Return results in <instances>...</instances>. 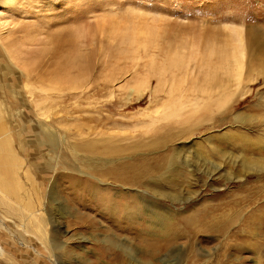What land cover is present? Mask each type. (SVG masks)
Segmentation results:
<instances>
[{
	"label": "rangeland",
	"instance_id": "1",
	"mask_svg": "<svg viewBox=\"0 0 264 264\" xmlns=\"http://www.w3.org/2000/svg\"><path fill=\"white\" fill-rule=\"evenodd\" d=\"M16 1L21 5L0 6V123L15 155L21 181L15 183L42 203L36 204L37 219L45 223L42 242L55 240L62 248L51 256L37 238V222L32 221L34 235L25 233L0 205V264H161L166 252L153 256L154 248L132 226H117L91 191L92 186H112L117 175L165 182L183 198L195 192L186 203H161L180 216L196 210L208 214L198 235L177 240L172 251H183L180 257L168 256L170 263L264 264L261 231L237 238L213 232L230 208L261 198L259 205L242 209L246 218L264 205V172L258 178V171L248 166L264 160V0ZM237 39L243 50L240 82L225 68H218L213 78L218 86L224 81L226 93H232L230 110H215L210 122L175 143L190 162L175 171L156 141L177 130L164 128L165 121H151L164 111L170 86L190 94L189 86L204 83L208 63L217 62L206 57L221 49L230 52ZM178 56L182 68L173 72L171 60ZM23 70L33 86L67 77L47 93L60 141L49 170L45 162L50 157L44 151L40 155L34 138L37 127L26 80L20 77L27 75ZM217 151L225 156L221 165ZM218 164L221 169L210 179L205 173ZM247 169L254 173L244 176ZM50 183L55 196L47 191ZM0 198L11 199L4 186ZM138 223L149 224L145 215ZM156 237L154 232L150 239ZM107 239L119 247H108ZM66 251L67 261L60 256Z\"/></svg>",
	"mask_w": 264,
	"mask_h": 264
},
{
	"label": "bare ground",
	"instance_id": "2",
	"mask_svg": "<svg viewBox=\"0 0 264 264\" xmlns=\"http://www.w3.org/2000/svg\"><path fill=\"white\" fill-rule=\"evenodd\" d=\"M4 5L18 7L21 4L16 0H0V6ZM150 36L153 37L154 35ZM132 38L134 37L132 36ZM239 40L237 41V44L234 43L230 52L225 49H221L217 52L211 53L210 56L206 57V60L212 58L217 59V62L215 61L214 65L212 64V62L208 63L209 66H207L208 70L204 76V83L198 86H189L191 89H189V91H191L190 94L181 91L178 85L173 84L172 86H170L168 89V99L166 100V102L168 103L165 106L164 111L161 113V116L156 117L151 121V124L158 122L159 120L165 121L164 128L177 130V132L175 133H169L161 138H157L156 141L157 146L163 149L165 148L166 157L173 163L175 171H177V168L181 166L189 167L190 164L189 157H183L180 154L182 152V148H174L175 143L187 140L190 135V131L192 132L194 130H197L201 127L202 124L210 122L211 114H213L215 110L223 109V112L225 113L230 110L231 103L233 102H230L229 98L233 96L232 93H226L227 86L225 87L226 84L224 81L220 80L223 86H218L217 79L214 80L213 78L217 76L216 71L218 70V68H225L227 70L225 74H231L232 76H234L235 81L240 82V76L242 74L241 71L243 68V50L240 46H238V43L240 44ZM173 58L174 59L171 60V68L173 72H175L182 68L183 58H180L179 56ZM23 71L27 75H20V77L26 80L25 92L28 103L32 106L33 113L31 115L32 118H34L33 120L36 123L37 127V132L35 133L34 138L37 141V145L39 147L38 152L40 153V155L44 151L45 155H48L50 157L48 158L49 160H46L45 162V168L49 170L51 168H54L55 166L54 155L60 148L58 146L60 145V141L58 140L57 135L52 128V124L54 125L51 113L52 106H50L52 105V102L49 105L46 104L47 101H50L51 97V95L47 93L54 91L55 88H53V86L56 85L54 83H60L59 81H66L67 77L64 74H61L53 78V80H49L47 86H45L47 82L45 83V85L42 84L39 86H33L31 85L33 83L29 82L28 80V76L30 73H27V70ZM262 72L264 74V69ZM179 74H182V72ZM172 79L173 81H175L176 79V76H174L173 74L171 75V80ZM181 80H183V77L181 78ZM238 98L239 97H237L236 99ZM223 100H225L228 105H225L223 103ZM215 112L221 113L219 110ZM1 118L2 117H0V120ZM214 126L215 125L212 124L209 127L212 128ZM5 132L6 131L4 125L0 123V186L5 187L6 192L11 197V199L8 200L5 198V200L0 198V205L5 207L6 214H9V216L14 217L16 220H19V222H21L19 223V227H21L23 232L25 233L34 235L35 230L32 221H34L35 224L37 222L38 228L40 230V236L37 235V238L41 243L42 240H44L42 231L45 223L43 220L37 219L36 204L38 203L41 205L42 203L39 200L40 198H38V201L35 202V200L33 201V199L27 197L28 195L26 196V186H22V183L20 185L15 183L20 180L18 178V174L16 175L15 172V169L17 170V167H15L16 165H13L14 161L16 163L15 155L12 152L10 141H8L5 136ZM181 144L182 143H180L179 145ZM86 149L87 148L84 147V150ZM86 151L91 152L92 149L88 148V150ZM216 156L220 160V165L223 164V159L225 158L224 154L217 151ZM233 160V162H235V159ZM220 165H212L211 168L213 170L205 173L206 176H209L211 179L215 175V173L221 169ZM248 166L250 168H255L258 172L254 173L250 171L251 169H247V171L243 173L244 176H249L251 175L250 173H254L258 176V178L263 177L261 175H258V173L264 172V160H258L256 163H251ZM25 174L27 182L30 183V186H33L32 183L34 181L28 173ZM241 177H239L238 180H241ZM144 178V175H117L114 178L112 186L109 185L110 187H89L91 188V191L95 194V196H98L99 199H97L96 201L100 200L103 209L106 210V212L111 213L113 217L118 220L117 226H119L120 228L124 224H127L130 227L132 226L131 229L137 233L139 239L147 242V244L154 248L155 251L153 250V256H155V254L158 255L161 252H166V256L160 258L161 264H164L165 262H168L165 264H172L168 261V256H179V252L183 251L182 249H179V251H172L173 248L176 249L175 244L176 246H178L176 243L177 240L189 233L194 236L198 235V232H201L200 229L203 228L202 221L208 214L205 215L203 212L196 210V212L194 211L189 216H180V214H178V212H176L174 209L170 210L169 208L161 205V203L165 200L172 203V205L174 203H186L187 201H189V199H192L195 192L188 193V196H186V198H183L180 197V193L178 194L171 191V189L165 182H152L151 180H144ZM11 180L15 184L13 183L11 185ZM5 183L7 186H5ZM53 187L54 185H51L50 183L47 191H49L51 195L55 196ZM82 188L84 189V185ZM260 200L261 198L257 197L252 198L247 202L245 201V206H243V208H249L253 205H257ZM12 201H14V204ZM243 208H230L229 212L232 215L230 216L229 214L225 216L226 218L224 219V221L222 219L224 223H220V225H218L213 232L216 234L227 235L229 238H237L240 235H249L250 237L255 232L261 231V246L263 248L261 249V251L264 254V215L260 213H264V205L261 206L258 212L255 213L256 216L253 213L248 215L246 218L244 216L242 217L241 215V213L243 212ZM142 215H145V217L147 218V221L149 223L148 226L143 227L138 223V220L142 217ZM28 218H30V220L26 222ZM255 224H258L257 228L254 227ZM0 227H2V223H0ZM232 227H236V232H232V234L230 235ZM154 232L158 233V237H156L155 239H150L152 237V233ZM207 232H211V230H207ZM42 243L44 244L43 248L45 249L46 247L51 256L55 255V249L62 248L55 243V240L52 243L50 242L49 245L45 244L44 242ZM105 243L112 249L119 247V245H117V243L113 240L107 239ZM202 250L203 249L201 248V251ZM60 256L67 261L70 257V253H68L67 251L61 252Z\"/></svg>",
	"mask_w": 264,
	"mask_h": 264
}]
</instances>
